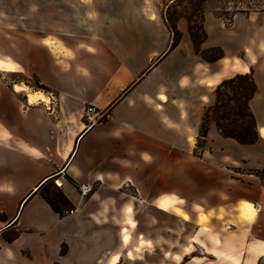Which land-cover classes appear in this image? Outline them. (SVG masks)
<instances>
[{"label":"crops","instance_id":"0c3cea01","mask_svg":"<svg viewBox=\"0 0 264 264\" xmlns=\"http://www.w3.org/2000/svg\"><path fill=\"white\" fill-rule=\"evenodd\" d=\"M222 7L206 8L203 19L201 48L224 53L215 61L196 52L182 18L173 50L166 23L132 19L68 23L63 46L73 59L57 60L45 37L35 45L31 74L46 86L49 102L30 103L15 83L0 101V264H262L264 182L248 179L240 187L216 168L243 163L264 170V10L235 7L229 19ZM19 53L20 72H27L22 44ZM176 60L184 90L173 96L154 81ZM246 73L258 87L249 105L259 138L236 143L212 125L202 156H195L191 139L212 87ZM90 104L107 119L88 125ZM188 169L204 191L199 205L206 211H128L142 197L163 210L173 195L182 200ZM32 172L38 175L27 185ZM49 177L75 210L60 216L40 194ZM242 200L257 209L253 218L241 216Z\"/></svg>","mask_w":264,"mask_h":264},{"label":"rangeland","instance_id":"374dc122","mask_svg":"<svg viewBox=\"0 0 264 264\" xmlns=\"http://www.w3.org/2000/svg\"><path fill=\"white\" fill-rule=\"evenodd\" d=\"M206 1L175 0L174 2H169L168 0H154L153 3L146 4L144 0H0V101L6 98V91L13 83L23 82L31 90L41 89L45 91L46 86L40 84L35 76L31 74L34 65L35 45L42 38H47L46 43L52 45L54 56L57 60L74 58V54L67 52L63 46V40L66 39L67 31L70 29L67 27L68 23H89V20L92 23L100 19L103 23H129L130 19L133 20V23H166L165 17L167 16L173 22H178L181 18L185 20L188 23L190 34L192 27L201 26L202 15H204L208 7L222 5L220 12L229 19H231L235 7L264 10V0H209L208 3ZM225 6L231 7L230 11L225 12ZM197 31L201 35V30L197 29ZM20 44L23 45L24 51L26 49V54L22 56L21 60L24 64L26 63L27 72H20L21 68L18 65L20 61ZM167 52L168 49L163 55ZM213 54L215 52H208V55ZM157 61L154 59L153 65ZM8 65L12 69H9ZM179 65L180 62L178 60L168 64L164 71L155 79L154 85L165 88L167 92L176 96L183 89L179 83L181 78L178 72ZM107 71L112 72L114 68H107ZM26 74L29 75L27 76ZM216 87L217 85L212 87L213 99L208 105L213 104L217 98ZM222 93L223 95H232V86H224ZM17 99L24 100V92H19ZM243 113H246L245 109ZM105 119H107V113H101L97 116L96 122L105 121ZM240 119L238 116L234 117V120L240 121ZM224 122L226 123V120ZM212 125L222 135L213 119L210 120L209 127ZM230 139L239 143L233 138ZM191 141H194L193 154L201 157L206 148V140L200 137V128L197 139H191ZM216 169L219 171V178L227 177L234 185L240 187H247L248 179L264 182V170L250 168L243 163H240L239 166L228 165V167ZM193 173L194 171L188 169L187 179L190 185L186 189L185 197L182 200H178L173 195L172 199L175 202L172 205H165V210L154 209V206L143 201L142 197V199H136V203L131 204L128 211H176L181 213L199 211L203 213L206 209L200 207L199 201L204 191L200 183L192 182L195 180L192 176ZM223 173L227 175L224 176ZM37 175L38 172L28 173L26 177L27 185L33 182ZM47 185L50 192H54L56 187H59L55 178H51L50 183ZM78 189L81 190L80 187ZM124 190L136 196V190L133 187H126ZM242 205L252 210L249 218H253L256 215L257 209L252 203H246L242 200L239 204L240 212ZM200 221L204 222L205 225L207 223L203 215H200ZM188 229L192 231L193 225L188 227ZM125 238H128V236L126 237L125 235L124 240ZM112 264L115 263L112 262ZM262 264H264V260Z\"/></svg>","mask_w":264,"mask_h":264},{"label":"trees","instance_id":"16d2710c","mask_svg":"<svg viewBox=\"0 0 264 264\" xmlns=\"http://www.w3.org/2000/svg\"><path fill=\"white\" fill-rule=\"evenodd\" d=\"M166 25L168 26L172 42L169 50H173L181 41L182 33L178 28L177 22H173L169 17H165ZM204 15H202V24L197 28L192 27L190 34L197 53H199L207 61H215L224 56L223 50L220 47H211L202 49L201 44L207 38L206 30L203 26ZM201 30V35L197 31ZM215 52L213 55H208V52ZM232 86V95H223L222 88L224 86ZM258 87L251 73L237 74L231 78L224 79L216 87L217 98L215 102L208 105L200 125V137L204 138L209 132V122L211 119L216 123L222 135L233 138L239 143H254L259 138V133L256 127V119L250 108L249 101L257 92ZM246 113H243V110ZM240 117V121L234 120V117ZM106 120V119H105ZM226 120V123L224 122ZM51 178L43 182L38 190L50 206L60 215L64 216L73 210L76 206L68 199L60 187H56L54 192H50L48 185Z\"/></svg>","mask_w":264,"mask_h":264},{"label":"bare ground","instance_id":"6f19581e","mask_svg":"<svg viewBox=\"0 0 264 264\" xmlns=\"http://www.w3.org/2000/svg\"><path fill=\"white\" fill-rule=\"evenodd\" d=\"M8 68L12 69V67L10 65H8ZM210 85H212V83ZM14 88L17 91L18 90L28 91V96H29V102L30 103H33V102L37 101L38 98H42L45 101L49 102V97L45 93L44 90L39 89L38 91H32V90H30L29 86L27 84L23 83V82L22 83H15L14 84ZM260 132H261V134H264V129L261 128ZM59 182H60V180H59ZM60 185H62L61 182H60ZM251 213H252V210L249 207H247L245 205L241 206V216L242 217L249 218V217H251Z\"/></svg>","mask_w":264,"mask_h":264},{"label":"built area","instance_id":"2783aa9c","mask_svg":"<svg viewBox=\"0 0 264 264\" xmlns=\"http://www.w3.org/2000/svg\"><path fill=\"white\" fill-rule=\"evenodd\" d=\"M100 115V112L96 105L90 104L85 109V120L88 123V125L96 122L97 116ZM89 189L83 186L82 191L86 193Z\"/></svg>","mask_w":264,"mask_h":264},{"label":"water","instance_id":"95a60500","mask_svg":"<svg viewBox=\"0 0 264 264\" xmlns=\"http://www.w3.org/2000/svg\"><path fill=\"white\" fill-rule=\"evenodd\" d=\"M49 178H51V177H49ZM38 186H39V185H38ZM38 186H37V187H38Z\"/></svg>","mask_w":264,"mask_h":264}]
</instances>
